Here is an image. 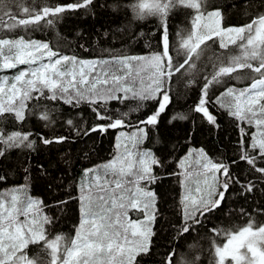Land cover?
Segmentation results:
<instances>
[{
	"label": "snow or ice",
	"instance_id": "obj_1",
	"mask_svg": "<svg viewBox=\"0 0 264 264\" xmlns=\"http://www.w3.org/2000/svg\"><path fill=\"white\" fill-rule=\"evenodd\" d=\"M93 3L58 0L33 6L23 0H0V157L11 150H34L37 141L67 142L68 136L50 139L24 130L30 118L45 128L54 125L55 105L77 112L86 106L93 113L90 127H80L73 119L62 121L77 135L117 130L111 158L85 168L76 196L69 193L79 209L73 235L49 233L56 217L47 215L48 205L30 193L27 178L24 184L0 190V264H141L151 254L153 227L160 214L151 186L160 178L156 169L163 168L164 161L143 145L149 128L158 124L171 102L177 74L186 88L199 86L193 112L217 125L210 110L215 106L236 121L238 161L264 181V0L255 14L245 12L247 21L239 25L227 24L214 0H126L124 5H113V10L130 11L131 20L159 21V50L149 54L112 52L105 58L80 59L61 53L50 42L16 35L51 26L61 14L88 9ZM245 7L251 8V2ZM177 9L187 10L190 26L177 32L173 48L167 21ZM10 70L14 75L4 74ZM151 101L156 108L148 112ZM112 104L128 110L113 109ZM172 119L187 116L177 113ZM238 161H214L202 148L189 149L173 161L177 171L171 175L183 190L177 237L202 226L221 206L231 184H241L246 192L256 188L253 180L243 183L232 175L230 168ZM6 179L0 176V184ZM257 212L264 215V209ZM241 215L248 217L243 226L208 229L207 264H264V223L243 209ZM188 249L184 254L172 249L160 264H203L201 244L194 241Z\"/></svg>",
	"mask_w": 264,
	"mask_h": 264
},
{
	"label": "trees",
	"instance_id": "obj_2",
	"mask_svg": "<svg viewBox=\"0 0 264 264\" xmlns=\"http://www.w3.org/2000/svg\"><path fill=\"white\" fill-rule=\"evenodd\" d=\"M23 2L25 5L43 6L55 4L58 0ZM214 2L222 7L227 24L239 25L247 21L246 11L248 14H255L261 0H214ZM249 2L252 7L246 9L245 6ZM125 3L126 0H94L88 9L61 14L51 26L45 25L34 31L21 30L16 35L50 42L54 49L61 53L75 55L80 59L105 58L112 52L149 54L159 50V21L149 18L138 22L131 20L130 11H125L123 7L113 10V5ZM188 20V12L184 9H177L170 15L167 23L173 48L178 39L177 32L190 26ZM212 48L217 50L215 45H212ZM208 55L211 56L212 52L209 51ZM171 96V102L160 114L158 124L149 128L148 137L143 145L164 161V167L156 169V174L160 178L151 186L157 195L160 214L153 227L155 235L151 254L143 257L141 264H160L165 254L172 249L181 254L187 253L188 245L194 241L203 247L202 260L203 264H207L208 229L213 226L222 228L243 226L248 217L241 215L242 209L254 217L257 223H264V215L257 212L258 209H264V181L250 175L249 166L238 161L239 133L234 119L213 106L210 110L217 116V125H211L201 114L191 110L199 96L198 85L186 88L184 80L177 74L173 78ZM55 107L58 111L53 115L56 120L54 125L45 128L43 122L30 118L24 125V130L42 133L50 139L55 136H68L69 140L50 145H43L37 141L34 150H11L0 157V176L7 177L6 182L0 184V190L24 184L27 178L30 193L48 205L44 210L47 215L56 217V223L48 227L49 233L71 236L79 222V209L77 202L69 199V193L73 197L76 196V186L83 179L82 172L85 168L111 158L116 151L114 145L117 130L97 132L88 136L77 135L62 121L73 119L80 127H90L95 120L93 113L86 106H82L80 112L67 106ZM110 107L113 109L120 107L121 111L128 110V107L123 105L112 104ZM155 108V101L147 103L148 112ZM177 113H183L187 119H172ZM131 118L135 119V114ZM200 148L214 161L229 163L237 159L238 162L230 168L232 175L243 183L253 180L256 188L246 192L242 190L241 184H231L221 206L208 214L202 226L195 232L177 237L175 227H178L180 222L179 200L183 190L176 176L171 175L177 171L173 161L183 157L189 149ZM62 200L69 202L62 207L55 206ZM32 251L35 252L36 248L33 247Z\"/></svg>",
	"mask_w": 264,
	"mask_h": 264
},
{
	"label": "rangeland",
	"instance_id": "obj_3",
	"mask_svg": "<svg viewBox=\"0 0 264 264\" xmlns=\"http://www.w3.org/2000/svg\"><path fill=\"white\" fill-rule=\"evenodd\" d=\"M13 73H14V72L9 71L8 74H6V75H14Z\"/></svg>",
	"mask_w": 264,
	"mask_h": 264
}]
</instances>
